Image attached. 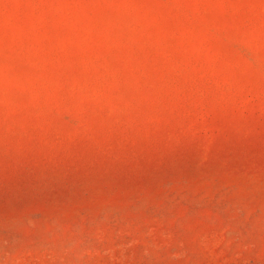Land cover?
Listing matches in <instances>:
<instances>
[{
	"label": "rangeland",
	"instance_id": "rangeland-1",
	"mask_svg": "<svg viewBox=\"0 0 264 264\" xmlns=\"http://www.w3.org/2000/svg\"><path fill=\"white\" fill-rule=\"evenodd\" d=\"M0 264H264V0H0Z\"/></svg>",
	"mask_w": 264,
	"mask_h": 264
},
{
	"label": "clouds",
	"instance_id": "clouds-1",
	"mask_svg": "<svg viewBox=\"0 0 264 264\" xmlns=\"http://www.w3.org/2000/svg\"><path fill=\"white\" fill-rule=\"evenodd\" d=\"M4 7L7 9L9 7V5L5 4Z\"/></svg>",
	"mask_w": 264,
	"mask_h": 264
}]
</instances>
